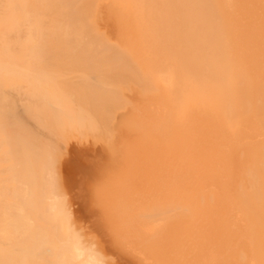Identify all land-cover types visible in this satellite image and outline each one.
Masks as SVG:
<instances>
[{"label": "bare ground", "instance_id": "1", "mask_svg": "<svg viewBox=\"0 0 264 264\" xmlns=\"http://www.w3.org/2000/svg\"><path fill=\"white\" fill-rule=\"evenodd\" d=\"M51 47L52 48H61L62 50H53ZM88 48L97 49L98 54L95 57H93L95 55L94 53L96 52V50L94 49L95 52L94 51L90 52L91 50H89ZM78 49H84V51L88 50L87 54H89V52H90V54L92 55V57L94 59V62L92 63V67H91V65L89 67H83L84 64H85V66L88 65V64H86L87 62L90 64V61L87 60L86 56H85L86 59L84 61L85 63H83L84 57L82 55H79V53H78V55L75 54L76 57L80 58V60H79L80 64L78 63L77 59H75L76 60V62H75V60H73L70 55L68 56L69 51L72 52V54H74L75 51H76V53H77V51H79ZM124 49H126V50L129 49L132 51L134 50L135 52H139L140 54H142L141 60L143 61V63L148 64L150 67H153V70L155 69L154 63H156L158 65V68H159V71L157 70L158 73H157L156 77L154 74L153 75L151 74L150 69H147V67H145V69H147V72H146L145 70H143L144 64L142 67L141 66L142 62L141 63L139 62V61H141L138 58V57H140V55H138V53H137V57H134L136 53L134 51H133L134 53L131 52L132 55L134 54L133 57L135 58V60L138 58L137 61L139 63H137V64H140V67L137 68L138 65L133 63V64H135V66H134V65H132V62H131V65L127 64V71H128V69H129V71H131V67L132 68L136 67L138 69V72H139V69L141 70V68H142L141 72H142V76L145 73V75H144V76H146V78L144 77L145 80L147 79V76H149L150 79H151V77H154L153 83L155 84V86L153 87V85H149V83L152 84V82H151L152 80L150 81V79H147L149 81L146 80V81H144V83H142L143 79H141L140 75L137 76L139 74V73H137V71L135 73L136 78H135V76H132V73H131V78L134 77L136 80V83L139 82L138 84L141 85V83H142V85H143V86H139L134 82L136 87L139 86V88L142 89V87H144V84H146L148 82L147 84L150 87L152 86L151 89L154 88L156 90L157 102L153 106H155L157 109L158 120L156 121L157 122L156 127H158V129H156L157 131L155 130L156 131L155 135L154 134L151 135L152 138H154V136H156V138H157V142L155 143L154 147H152L153 149H149L147 147L142 148L141 159H142L143 165L141 166V171L143 174V178H142L143 181H141V182H143L142 183L143 189H142V191H139L140 194H139L137 200H135V201L133 199L134 196H131L133 193L130 194V196L132 198L130 200H129V198H127L128 201L124 202L125 205L122 207L123 209L120 210L121 221L124 225L123 226L124 227V229H123L124 235H122V237H118L121 234H119V235L116 234V236H114V239L112 237L111 240H105V242H102V241H99L100 240L99 237L97 238V236H96L97 234L94 233L93 235H95L96 238L94 236L92 239L91 236H93V235L89 236V234L84 233V235H86V236L88 235L87 238L91 237L90 240L92 239L93 242L95 239H96V241L98 240L97 241L98 243L101 242L100 243L101 245H99L95 241L94 245H93V246H95V248L90 246V244H92L93 242L90 243L91 241H88L90 244L88 242H84L85 236L83 238V237H81V236H83V234L82 235L79 234L81 232V230H79L80 232L77 233L76 229L74 228L73 224H75L76 222L74 221L75 223H73V219H75V218L69 219L71 216L69 217L68 212L66 210H62V208L60 210L56 207L57 201H55L56 199L54 200V198L56 196L54 198H52L53 195H51L50 192H48L49 194H47L46 187H45V191H44V188H42V186H41V189L39 187L37 188V189H40L41 191L36 190L37 185L38 186H39V184L42 185L44 182H40L42 180L40 178H38L41 176V174H40V176H38V174L36 175V173H35V172H39V171H34L35 177H33L34 174H32L33 176L31 175V178H29L30 177L29 173H31L32 171L29 170L28 167H31L32 165L35 166L36 163H39L40 161H42V159H40V156L43 158L44 155L42 156L41 153H44L45 150L50 152V150H52V149H50V147L48 145V144H50V143H48L49 142L48 140H45V141H47L48 144L44 143L47 146L46 149H45V146L42 144L41 139H40L41 144L37 143V142H39V141L36 142L37 136L35 138H32V139H34L33 141H34L35 145L33 144L32 141L27 142V140H26L27 143L25 142L26 144L24 142L21 143L19 141L17 142V145L12 144L14 142L16 144V141H14V140L18 139V138L16 139L14 137L15 139L13 140V138H12L15 134V133H13V131L15 132V130L17 129L16 127L18 126L16 123H19V121H21L20 120L21 116H23V113L20 114L21 116H19V114H17V112L19 111L18 108H20L21 106L19 107V105H18V107H17V105H15L16 104L15 103L14 104V106H16L15 110H14L16 113L15 116L18 115L20 118L17 116L18 117V118L16 117L17 122L15 124L13 122V124L15 126L17 125L15 127L16 128L15 130H13V128H14L13 127L12 131H10V133L6 132V131H5L6 133L4 132L5 135L7 133L11 135V132H12V135H13V136L11 135L12 137L7 134V136L12 138V141L10 138V141L9 142L7 141L8 142V144H7V142H5V140H7L6 136L4 137L5 140H4V138H3V141H2V139H0L1 140L0 143L5 142L4 144L1 143L2 146L4 147V148L2 147L1 153L4 152L3 149H5L7 146L10 147V148L7 147V149H5L6 152L4 153V155H1V156H3V158L1 157V159L6 160V158H8V156H6V155L10 154V156L12 157V160H13L12 155H14L15 153L20 152V151L22 152L24 150H28V153H26V151H24L25 153L20 152L21 154L20 153L15 154L16 156L14 155L15 158H14L13 163H10L11 161H6V163L4 164V167L5 166L8 167L5 169L6 172L2 170L4 168V167H2L3 164L0 167V169H1L0 171H3L2 173L0 172V174H2V176H3V174L6 173L5 175H7V176L6 177L4 176V177H5V179H8L7 184L5 183L6 185L4 183H2L3 181L0 182V185L2 183V186L0 187V259L2 258V261H0V264H44L45 261L48 262L47 258L49 259V256H50V260H49L50 263L49 264H51V263L52 264H264V233L262 234V232L260 231L261 233L260 232L259 233L261 235H259L258 232L256 234V230H257L256 227L258 225L260 226L261 224H258L257 222H255L256 219H255L254 215L252 214V213H254L256 215L255 211L252 208L255 205L256 195L258 196V194H260L259 193L260 189L258 191V188H256L257 187L256 184H258L257 182L259 181L258 180L259 176H257L255 174V172H256L255 170H257L256 168L260 167L258 165L259 160L257 162L258 167H255V170H254V166H255L256 162L254 163V160H252V163H251L252 166L251 167H253L252 168L253 174L248 173V178H247L248 182H249L248 185L245 186L244 179H242L243 184H241L239 181V178H240L239 177V171L241 170V172H242L243 164L245 165V162H247L248 159L250 158L249 153H251L252 150H254V151L256 150V152L259 153L260 149H258V148L254 149L253 148L256 142H257L256 143L257 145L259 144V140L255 139L257 141H255V140L253 141V139L255 137H260L262 140V144L264 143V141L262 139V138H264V137H262L264 135H261V132L264 130V129L262 130V127H261V125H262L261 123L264 124V115L262 117V114H261V116H259V118H258V116H256L257 112H260V109L262 112L264 110V106H262V104L264 103V0H0V82H2V81H3V83H4V81L5 82H7V81L8 82L9 81L18 82L19 81L18 78L21 77L20 73L21 74L23 73V75H24L22 78L23 80L20 78V81H23V82L25 81V83H26V80L24 79V77H26L27 81L29 83V81H30L29 76H30V79L33 82H35L36 85L37 84L39 85V82H44L43 84H46L47 83L46 82L47 81V78H46L47 74L44 73L45 70H43V68L41 69L42 65L39 64V65H41L40 66L41 70H38L39 69L38 67L30 65L29 60H31V62L33 60V64H34V62L36 60L42 61V60L46 59V57L51 58V56H53V55H54V57H53L54 60H56L57 54H55V53L56 52L59 53L61 51V54H60L61 55V57H60L61 61H67V59H68L69 64L71 61H73V64L75 63L77 65L76 67L78 70L80 69L79 66H81V69H82V67L85 68V70L87 68V70L86 71L84 70V72L88 71L86 73V75H88L89 72H90V74L92 73V75H91L92 77L89 75L91 77V79L90 78L88 79L89 76L88 77L85 76L86 77V80H85L83 73L80 74L79 72H78V74H75V76H71L73 71L76 72L77 69H76V67L74 68V65H72V63H71L72 67H71V69L69 68L71 71L69 69L67 70L66 67H67V65L69 66V64L67 63L68 61L66 63H62V62L60 63V61H59V63H60L59 65L60 66L62 65L61 67H63L64 64H66V67L63 70H61L62 71L61 73H58V71L61 69V68L60 69L58 68L59 70L57 71L56 75H59V74L62 75L64 72H68V74H70L71 77L67 76L66 73H64L63 75L70 77V79L72 77H73L72 79H74L75 77H79V75H83V76H80L81 79L77 78V79H79L78 81H80L79 83H81V84L83 83V85H84V83L87 82L86 86H88V87L90 86L89 88L92 90H94L96 88L95 91H98L97 87H99V85H100L99 82H101L104 79V81L101 83L105 84L104 85V87L106 86L105 89L107 88V86H110L109 87L110 89L107 88V89H109V93H112V90L114 92V90L116 88V86L114 85L115 84L114 82L117 81L118 83L116 82V85H118L117 86L118 89H116V91L114 92V96H115V93L118 95L115 97L116 100L115 101L113 100V101L116 102L118 105H120L119 107L122 108L121 103H122V101H124V94H123L124 91L122 90L123 89L122 87H124L123 85L126 86V89H130L127 91H130L131 93H133V91L131 90V87H130L131 85H129V82H125L126 84H123V85L121 84L123 82L120 81L119 76H121L122 72L118 75L119 80L118 79L115 80L113 78L115 73L110 74V71H109V73H108L109 76L113 75V76H111V79L110 78L109 79L112 80V78H113V80H115V81L112 80L113 83L111 81L109 83L108 78L106 76L102 75L104 72H102L100 74V76L102 75L103 79H101V77H100V80H99L97 78V75H95V72L93 73V71L94 70L96 71L98 69V66L100 69H101V66H102V68L103 67L105 68L107 63H108L107 65H108L109 69L112 70V68H114L113 71H115L116 73H117L116 69H118L120 67H121L120 70L123 71V69L125 68V64L128 63L129 60H127L126 58L125 59L123 58L125 61L124 68H123V66L121 64L122 62H120V63L116 62L117 59H118V61H120V60L122 61V58L119 59L118 56L115 55V52L112 53V57H113V59H115V61H113V60L111 61L112 57L110 58V56H111V50L112 51L118 50L117 53L120 55L119 52L122 51V53H123ZM103 50H106V52H107V50H110V52L106 53V54H108V53H110V54H108L107 56H105L106 54L104 55V52H102L100 54V52ZM49 52H51V54ZM64 52H67V53H64ZM47 53H49V54H47ZM63 53H64V55H63ZM126 53L128 54V59H129V56H130V58H132V55H130V53L127 51L123 53L124 57H126L125 56ZM99 54L101 55V58H99V60H98ZM102 54L104 56H102ZM55 55H56V57H55ZM63 56H64V58H62ZM75 56H74V58H76ZM80 56H82L83 58ZM70 57H71V60H70ZM104 57H106L105 60H103ZM64 59H66V60H64ZM107 59H109L111 63L108 62ZM17 60H19V61L17 62ZM21 60L23 61V65H21V63H22ZM54 60L52 59L53 63H51V60H50V64H51L50 66L51 67L53 65L55 66V67H53L55 70L52 69V71H56V68H57L56 66H58V59H57V65H56V61H54ZM100 60L102 61V63L104 65L101 64ZM27 61L29 64H27ZM97 61H99V62H97ZM104 61H107L106 64L104 63ZM113 62H115L116 65H118V64H120V65L115 66V64ZM12 63L14 65H17V67L13 66ZM19 63H20V65L18 67ZM112 63L114 65H112ZM36 64H34V65H36ZM93 64H95L96 67L93 66ZM100 64H101V66H100ZM151 64L153 66H151ZM110 66H111V68H110ZM36 68H38V69H36ZM107 68H105L106 73L108 72ZM74 69H76V70H74ZM89 69H90V71H89ZM100 69H98V71L96 73H99ZM105 69H103V70L105 71ZM125 70H126V68H125ZM135 70H136L135 68L132 69V71H135ZM148 70H149V72H148ZM153 70H152V73H153ZM42 71L44 74L42 73ZM143 71H144V73H143ZM100 72H101V70H100ZM26 73L29 74V75L27 74L28 77L26 76ZM106 73H104V75ZM124 76L125 75L122 74L121 77L124 78L126 81L131 80V79L127 78L126 76L125 77ZM16 77H18V78H16ZM52 77L54 78V75H52ZM95 77L98 80L94 81ZM98 77H99V75H98ZM105 77H106L107 81H105L106 80ZM137 77L139 78L138 82H137ZM60 78H63V77H60ZM16 79H17V81H16ZM64 79H66V78H63V80ZM82 80H83V82H82ZM32 81L30 84L33 83ZM75 81H77V80H75ZM91 81H93V83ZM28 83L26 84V86L24 85L25 86L24 89L19 90V95L23 93L22 96L23 95L24 96H30V94H32L33 90L30 86H27V85H29ZM70 83H73V85H74V80L72 82L70 80ZM75 83H78V82H75ZM96 83L99 84V85H97V87L95 86ZM127 83H128V85H127ZM64 84L68 85V80H67V82L64 81ZM78 84H77V86H78L77 89H80L81 92H79V93L83 94L82 89H81L82 87ZM103 84H102V88H103ZM108 84H110V85H108ZM119 84H120V86H119ZM17 85H15V87ZM33 85L34 84H32L31 86L34 89ZM91 85H93V86H91ZM146 85H145V87H146ZM56 86H57V84H56ZM127 86H128V88H127ZM21 87L23 88V85H21ZM29 87H30V89H29ZM68 87H70V86H68ZM88 87H86V88H88ZM91 87H94V88H91ZM112 87H113V89H112ZM120 87L122 89L120 91H118L120 89ZM132 87L134 88L133 85H132ZM18 88H20V87H18ZM99 88H101V87H99ZM60 89H62V88H60ZM11 90H13V89L11 88ZM36 90L38 92L37 87H36ZM136 90L137 89H135L134 93L137 92ZM46 91H48V90H46ZM62 91H63V89H62ZM117 91L119 93L122 92V94H123L122 95L123 100L121 99L122 101L118 100L119 98H122V96L120 95L121 93L119 94ZM75 92H76V89H75ZM103 92L105 93V91H103ZM130 92H128V93H130ZM6 93L9 94V91L5 90V93H3L4 96L0 95V97L3 96L2 97L3 100H1L2 99L1 98L0 102L3 101V103H4V104L3 103L0 104V110L3 109L4 107L7 108L9 106V103H10L8 100H6L7 106H5V104H6L5 99L6 98H4V97H7L11 101L12 100L11 98H13L15 96V95H11L13 97H11L10 95L7 96V95H5ZM15 93H17V92H15ZM107 93H108V90H107ZM147 93H146V95H148ZM11 94H14V93H11ZM63 94L66 95V92H64ZM86 94H88V93H86ZM86 94H85V96H86ZM101 94L102 93H100V96L103 95V94L102 95ZM36 95L37 94H35V96ZM106 95H108V94H106ZM141 95H139V96H141ZM133 96H134V94H133ZM109 97L106 96L105 98L112 100L111 97L110 98ZM130 97H132V96H130ZM130 97L126 96L125 102L127 101V103H124V102L123 103L127 107L130 104L131 109H132V107H134V105H131L132 103H130V101L127 100L128 98L133 99ZM144 97H146V96L144 95ZM16 98H18V97L16 96ZM38 98H39V96H38ZM60 98H61V96H60ZM34 99H35V97H34ZM37 99H36V101H39V99L38 100ZM110 100H107L106 102H111ZM261 100H262V104L259 103ZM134 101H135V99H134ZM144 101H145V99H143V103L145 104ZM20 102H21V100L19 99L18 103H20ZM27 102L28 101H26V103ZM128 102H129V104H128ZM140 102H141V100H140ZM33 103H34V101H33ZM151 103H152V101H151ZM258 103H259V105L260 104L261 105L259 106ZM31 104L32 103H30V105ZM133 104H135V103H133ZM36 105L34 106L33 109L36 108ZM11 106H12V104H11ZM105 106H107V105H105ZM137 106H138V104H137ZM30 107H32V105ZM54 107L52 106L50 108L55 109ZM46 108H48V107H46ZM96 108L98 109V107H96ZM121 108H120V110H121ZM258 108H260V109H258ZM262 108H263V110H262ZM9 109L12 110V108H10V106H9L8 110ZM16 109L18 110L17 112H16ZM36 109L40 110L38 107ZM134 109H135V107L132 110H134ZM141 109H142V107H141ZM150 109H151L150 105H146L145 111L147 112ZM47 110L49 111L51 109H47ZM94 110L95 109H93V111ZM108 110H110V111H108ZM120 110L117 108L115 110V112L113 111V109H112V111H111V109H107L106 111L108 112V115L110 114V112L115 113V115H114L115 117H113V120H114V118L118 117V115L116 117V112L119 113ZM137 110L139 111L138 108H137ZM28 111H30V110L28 109ZM54 112H57V111L55 110ZM129 112H128V114H126L127 113V111H126V113H125L126 116H124V119L127 121V119L130 117L132 119L131 122H133V119L136 118L137 116L131 117L132 113H134V112L131 111L130 112L131 115H129L130 114ZM150 112H152V111H150ZM208 112H210L211 114H209ZM226 112L228 114H229V112L232 114L234 112H237V113L239 112V113H241L240 114L241 116L244 112L245 113V116L243 115L244 119L243 120L241 119L243 124H244V126H242L243 124L241 125V127H243V128L239 129V126H240L239 125L240 118L238 115L239 113L238 114L235 113L236 115L233 114L231 116L232 118L230 117L228 122L224 123L225 128H223L224 126L222 127L223 132L219 134V132H221V129L219 130V132H218L219 135H217V136H219V141H217V139L215 140L219 143L215 142L217 144L211 145L209 142L210 145H208V142L204 140V134L207 135L206 133H208L207 132L208 130H206L207 129L206 126L211 124V122L209 124H207L208 123L207 122L208 117L210 116V119L212 118L211 120L208 119L209 121H212V120L214 121V123H212V125L215 124L214 127L216 126L219 129V127L222 126V123H220V121H222L223 119H225V121L223 120L224 122L227 121V119L225 117V116H227V114H225ZM92 113L94 114V112H92ZM5 114H6V112H5ZM40 114L44 115L45 113H43V114L40 113ZM52 114H53V112L51 113V115L49 114L50 117L48 116L49 117L48 119H50V121H52L51 120V117L53 116ZM104 114L105 113H103V115ZM134 114H136V113H134ZM138 114H140V113H138ZM208 114H209V116H208ZM0 115H1V112H0ZM9 115H10V113H9ZM54 115H55V113H54ZM105 115H107V114H105ZM105 115H104V118L106 117L109 119V117L112 114H110L109 117H107ZM128 115H129V117H127ZM2 116L4 117V119H6L5 117L7 115L6 116L2 115ZM121 116H122V113H121ZM143 116H145V115L143 114ZM148 116L151 117L152 115L150 116L148 114ZM3 117H1V118H3ZM9 117H7L8 122H10V120H11V117L10 118ZM228 117H229V115L227 116V118ZM53 118H56V117H53ZM100 118H102V117H100ZM104 118L102 119L103 121L100 119L102 122V123L101 122L100 123L103 125H107V124L103 123L105 121ZM237 118H239V120ZM30 119L31 118H29V120ZM117 119H119V121H120V118H117ZM117 119H115L113 121V123H111V124L115 123V125H111V124H109L110 126L108 125L109 128L113 129L112 128L113 126L114 127L120 126L119 128H122L121 127L123 125L122 122L124 121L123 123H125L126 121L122 118L123 121L118 122V121H116ZM26 120H28V119L26 118L25 121ZM149 120L147 119L146 121H149ZM236 120H238V122H236ZM244 120H245V123H244ZM1 121L2 120H0V125L1 124L4 125L5 123L4 122L1 123ZM137 121L140 123L141 120L137 119ZM11 122H12V120H11ZM11 122L9 123L10 125H12ZM117 122L119 123V125ZM128 122L130 123V121H127L126 125L129 124ZM29 123L27 122V126H29L32 122L30 124ZM59 123H62V122H59ZM59 123L57 122V124L59 125L58 128L61 126ZM116 123H117V125H116ZM21 124H23V123H21ZM133 124L134 123H132V125ZM10 125H9V127H11ZM32 125H34V123ZM32 125H31V127H32ZM140 125H141V123H140ZM143 125H145V123ZM148 125H147V127H148ZM151 125H152V122H151ZM7 126L8 125L6 124L5 126H3V127L1 126V127L7 129ZM84 126H86V125H84ZM129 126H131V125L129 124ZM34 127H32V128H34ZM62 127H64V126H61L60 128L63 129ZM135 127L137 128V126H135ZM140 127H141L140 129L143 130V132H144L143 128H145V126H140ZM214 127H211L210 129L213 128V130H214ZM109 128L107 127V129H109ZM35 129H36V127H35ZM61 129H60V131H61ZM111 129H109V130L112 131ZM116 129H117V127H116ZM226 129L229 130V132H227L228 135L231 134L230 131L234 134L233 137H229V139L232 140V142H230V144H227L229 139L226 140L227 137L224 135L226 133V131H225ZM36 130L34 131L33 134H35ZM205 130H206V132H205ZM238 130H239V134L245 133L244 134L245 137L243 136L245 138V140L249 139V138H251V139L253 138L252 140L251 139H249V140H251L252 144L254 143V145L252 146L250 142H248V146L246 144H245V146H241V143H237V142H241V139L242 140L244 139L242 137L240 139V141H238V139H239V136L237 135ZM7 131H8V129H7ZM90 131H92V130L90 129L89 132ZM110 131H107V132L110 133ZM113 131H114V129H113ZM113 131L110 134H108L106 132L105 133L108 134L107 136L110 135L111 136L110 138H113L111 135V134H113ZM115 131H117V130H115ZM136 131L139 132L140 130L136 129ZM201 131H202L203 139H200V136H202V135H200ZM215 131H217V130H215ZM224 131H225V133H224ZM259 131H261L260 134H259ZM0 132H1V129H0ZM41 132H43V130ZM62 132H67V129H66V131H62ZM89 132H88V134H86V133L85 134L89 135ZM93 132H92V134L90 133V135L92 137H94L93 135L96 133L95 131H93ZM101 132H104V131L101 130ZM124 132H125V130H124ZM143 132L139 133V134L143 136V134L145 135L147 133V132L146 133H143ZM76 133H77V131H76ZM1 134L3 135V132H1ZM1 134H0V138H2ZM51 134L52 133H50V135ZM139 134H138V136H139ZM47 135H49V134H47ZM52 135H54V134H52ZM64 135H66V134H64ZM64 135H62L64 138H61L62 141H64V143H61V145H60V143L57 144V147L59 148L58 150H60V146H63V148L61 147L62 152H64V149H67L66 148L67 145H66V147H64V144H66V143L70 144V143L66 142V136H64ZM100 135H101V138H102V136L106 137V135H104V133H102ZM115 135H116V132H115ZM134 135H137V134L134 133ZM23 136H24V134H23ZM32 136L34 137V135H32ZM43 136H46L45 133ZM70 136H69V138H70ZM76 136L78 139L79 137L77 134H76ZM91 136H89V137H91ZM118 136H117V139H118ZM142 136H140V137L142 138ZM147 136H148L147 134L144 136V139H146L145 143L147 140L150 141V139H151V137L148 136L150 138L149 139ZM207 136H209V135H207ZM210 136H212V135H210ZM231 136H232V134H231ZM241 136H242V134H241ZM16 137H19V135H17ZM89 137H87V138H89ZM84 138L86 140V136H83V139ZM106 138L109 139V137H106ZM214 138H216V137H214ZM44 139H42V140H44ZM57 139H58V134H57ZM70 139L72 141V137ZM77 139H76V141H77ZM83 139L81 138V140H79V143H80V141L82 143ZM92 139L93 140L91 142L94 141L97 145H98V143L103 142V141H101L102 139H100V138L98 140L95 138H92ZM119 139L117 140V142H119ZM136 139L137 138H135V140ZM233 139H236L237 141H235ZM49 140H50V138H49ZM67 140H69L68 137H67ZM89 140H90V138H89ZM99 140H100V142H99ZM154 140L155 139H153V141ZM245 140L243 141V143L246 142ZM54 142H55L54 140L51 141V143H54ZM117 142H115V143H117ZM20 143L22 145H20ZM76 143H78V141ZM109 143H112V142L109 141ZM125 143H127V142H125ZM1 144H0V146H1ZM6 144H7V146H6ZM85 144H86V142H85ZM118 144H120V143H118ZM118 144H117L116 149L118 148ZM40 145L44 146V147L43 146L41 147L42 149L44 148L43 151H41L42 149L40 148ZM35 147H37L36 149H38V147L40 148V151L37 150V152H40V154L37 153L40 156H36V158H35V154H36ZM91 147H93V146H91ZM112 147H113V144H112ZM127 147H128V143H127ZM96 148H97V150L100 148L101 149V150L99 149L100 152L102 151V149L104 150V148L100 147V144H99V147L96 146ZM96 148L94 149V151L96 150ZM128 148H130V147H128ZM53 149H55V147ZM113 149H112V152H113ZM132 149H133V147H132ZM136 149H137V147H136ZM138 149H139V147H138ZM119 150H120V148H119ZM229 150L233 152L232 156H231V152ZM29 151H30V154H29ZM137 151L138 150H136V152ZM227 151H229L227 155H229V157L231 156L230 160H231V158L233 159V160H231L232 165H233V167H232L233 173L230 170L231 165L227 166V167H230V169L228 168L229 172L232 173L233 175L229 173L230 177H231L230 179H232V181H231V185L228 186V184H227L226 187L231 188V190H232L231 191L232 193H230L228 191L227 192L230 193V196L232 198V203H229V204L232 205L231 207H234L233 209L235 210V215H234L233 220H234V223L236 224V226H233V224H232L233 221L232 222L230 221V223H229L228 220L224 219L226 214H225V216H222L220 214V211L222 212V214L224 212L221 209L219 211L218 206H217V203L219 205V201L221 198V196L219 197V195H221V194H219V192L224 190L223 187L225 188L224 181H223V179H225V178H223L224 175L221 174L224 170H221V168L225 169L226 166L224 165L225 168L220 167V166L223 165V163H224V159L226 157L225 153H227ZM254 151H252V153H254ZM33 152H35V154H32ZM59 152H61V150ZM86 152H88V151H84V155ZM95 152H97V151H95ZM114 152H113V154H114ZM209 152H210V155H208ZM262 152H264V151L261 150V153ZM105 153L107 154V152H105ZM115 153L118 154L117 152H115ZM261 153L259 155V156H261L260 159L262 157H264ZM25 154H28L29 157L34 156L33 157L34 160L37 159V157H39L38 158L39 162H37L35 160L36 163H34V160H32V157H31L32 161H30V162L32 165H30V166L28 165V167H27L28 169L26 168L27 172H29L28 173L29 175H27V173H25V171L23 169H22L23 170L22 171L20 169L21 167L19 168L23 172V174L25 173L28 176L27 177L26 175H24L25 176V179H24L23 176H19L16 173L18 171L17 168L19 166V164H16V163L22 158L21 160H23V161L22 162L19 161V163H21V165H22V163L24 162V158L27 157V159L26 158L25 159L27 160L28 164H30L29 163L30 158H28V155L25 156ZM47 154H48V152H47ZM54 155H57V154H54ZM93 155H94V153H93ZM125 155H127V154H125ZM10 156H9V159H10ZM80 156H81V154H80ZM86 156L89 157L88 155H86ZM86 156H85V159H86ZM90 156H92V154ZM254 156H256V155H254ZM44 157L46 158V154ZM49 157L50 156H48V158ZM107 157L105 155V158H107ZM121 157H123V156H121ZM257 157H258V155H257ZM54 158H56L57 161L60 160L58 158V155L55 157L53 156V159ZM108 158L110 160V157H108ZM113 158H112V160H113ZM50 159H51V157L49 158V160ZM121 159L122 158H120L119 160L121 161ZM43 160H45V159H43ZM91 160L92 159H90V163H88L87 165H90L94 162V160H93V162ZM105 160H103V161L100 160L101 161L100 163L103 164ZM109 160L107 159V161H109ZM47 161L45 163L43 162V164H44L43 166L48 168V167H50L49 163L52 161V159L48 162ZM78 161H79V159H78ZM227 161L228 160L226 159V164H227ZM231 161L229 162L230 164H231ZM27 162L25 161L23 163L24 166H25V163L27 164ZM58 162H57V164H58ZM73 162H77V160L76 161L73 160ZM95 162H97V161H95ZM111 162L112 161H109V163H111ZM113 162H115V160H113ZM128 162H130V160H128ZM261 162L263 164L262 160H261ZM60 163H61V160H60ZM125 163L126 162L124 161V165H125ZM6 164H8V166ZM12 164L14 166L16 165L17 168L11 166ZM82 164H83V162L80 163V161H79V165H80L79 167H81ZM85 164H84L83 170H85V166H87ZM36 165H38L37 167L39 168V164H36ZM51 165H52V163H51ZM140 165H141V163H140ZM102 166L103 165H101V168H102ZM113 166H114V163H113ZM115 166H117V165H115ZM22 167H23V165H22ZM55 167L58 168L59 165H58V167L55 165ZM93 167L95 169L94 164H93L92 168L89 169L90 173L92 172ZM245 167H246V165H245ZM251 167H249V170ZM263 167L264 166H261V168H263ZM15 168H16V170H15ZM101 168H99V169H101ZM106 168H108V167H106ZM119 168L120 167H118V170H119ZM128 168H130V167H128ZM128 168H127V170H128ZM41 169L43 170L42 167H41ZM136 169H137V167H136ZM136 169L133 168V173H134V170H136ZM33 170H35V167L33 168ZM59 170H60V167L57 171H59ZM79 170H81V169H79ZM43 171L40 170V173ZM107 171H108V169H107ZM109 171H110V168H109ZM123 171H125V170H123ZM258 171H260V170H258ZM261 171H262V169H261ZM119 172H121V169L119 170ZM227 173H228V171H227ZM262 173H264V170L262 171ZM262 173H260V174H262ZM85 174H86V172H85ZM113 174H114V171H113ZM130 175H132V173ZM130 175H128V176H130ZM138 175H136V177ZM84 176L85 175H83V177ZM140 176H142V175H140ZM46 177L47 178L44 177L46 179V180L44 179L46 181L45 183L49 184L52 179H51V177L48 178V175ZM59 177L60 178L62 177L61 173H60ZM110 177H112V175ZM119 177H120V175H119ZM125 177H126V175H125ZM260 177H262V175ZM36 178L38 180H36ZM103 178L104 179L101 182L104 185L103 181L105 180V184L107 185V186L104 185L105 191H103V192H106V191H109L107 188L111 189L109 187V185H112L113 183H115L114 182L115 180L112 181V179L111 180L107 179V178H109L108 176L106 177V179H105V177H103ZM227 178H229V177H227ZM34 180L36 181V183H37V181H39L40 183L36 184V186H35ZM60 180H61L60 183L62 185L63 184L62 178ZM60 180H58V184H59ZM72 180H70V181H72ZM82 180L85 181V179H82ZM89 180H92V179H89ZM134 180H135V178H134ZM138 180H139V176H138ZM226 180H228V179H226ZM226 180H225V183H227ZM75 181H76V179L73 181V183ZM106 181L107 182L110 181V182L107 183ZM120 181L121 180H119V183H121ZM77 183H78V181H77ZM77 183H76V185H77ZM109 183H112V184H109ZM123 183H125V182L123 181ZM261 183H263V182H261ZM87 184H89V183H87ZM87 184L85 182L86 189L88 188ZM128 184H129V182H128ZM44 185H43V187H44ZM73 185H71V186L73 187ZM103 185H102V187H103ZM122 185L124 186V184H122ZM50 186L52 187V185H50ZM90 186L92 187V185H90ZM90 186H89V188H90ZM97 186H99V185L97 184L95 186V190L96 191L98 190L97 192L100 193L99 191H101L100 190L101 187L98 188ZM112 186H114V184ZM115 186H118V185L115 183ZM130 186H132V185H130ZM263 186L264 185H262V187ZM72 187H70V188H72ZM132 187L134 188V184ZM139 187H140V185H139ZM262 187H261V189H262ZM64 188H66V186H64ZM64 188H61V189L63 190ZM93 188H94V185H93ZM127 188H129V186ZM92 190L90 192H92ZM119 190L117 192H119ZM58 191L57 192H58V194L60 193L59 197L61 199L68 197L67 192H64L67 195L64 194V196H63V195H61L62 191H60V189H58ZM64 191H68V190H64ZM78 192H80V191H78ZM103 192H101L100 194H102ZM110 192H112V190ZM223 192H225V191H223ZM37 193H39V194H37ZM62 194H63V192H62ZM103 194L105 195V193H103ZM103 194H102V196H104ZM136 194H137V192H136ZM262 194H264V193L262 192ZM262 194H260V195L262 196ZM89 195L90 194H88V196ZM61 196H63V197H61ZM90 196H92V195H90ZM102 196L100 198H102ZM106 196L109 197V195H106ZM106 196H105V198L107 199ZM240 196H243V198H245V201H246V206L241 205V206H244L242 208H241L240 203H239V197ZM2 197H5V199ZM263 197H264V195H263ZM88 198H90V197H88ZM100 198H99V201L101 200ZM110 198H112V197H110ZM120 198H122L121 195L119 196V199ZM243 198H242V200H243ZM61 199L58 200V201H60V203L64 204V202H66V206L67 205H68V207H69V205H70V207L72 206L73 203L67 204L68 198L64 199L63 202H61L62 201ZM92 199H94V198H92ZM96 199H98V198H96ZM127 199H125V200H127ZM70 201H72V200L70 199ZM80 201H83V200H80ZM95 201H93V203ZM102 201H103V199H102ZM108 201H109L108 199L107 200L104 199V202H100V203H105V204L107 203L108 204ZM223 201H226V198ZM229 201L230 200H228V202ZM110 202H111V200H110ZM121 202H123V199ZM39 203H41V204H39ZM224 203H226V205L228 206L227 201ZM260 203H258V207H256V208L260 207L259 206ZM42 204L44 207L42 206ZM89 204H91V203H89ZM36 205L43 207V208L41 207L42 210H40L38 213L36 211L39 210V207ZM74 205H75V202H74ZM83 205L81 207L85 206V205L84 206ZM97 205H100V208H102L104 206L101 204H97ZM113 205H115V204H113ZM77 206H78V204H77ZM227 206L222 207V208L223 209L227 208ZM36 207H38V208H36ZM107 207H104L105 213H104V210H102L103 214H107L109 216L108 220L113 222L114 220H116V217H114V218H112V217H113V215L117 216V214H116L117 209L115 211H110L109 209L112 208L111 205H110V208H107ZM114 207L116 208V206H114ZM114 207L112 208L113 210H114ZM210 207L212 208V213H214V215H215V219H214V215L210 211ZM246 207H247V209H243ZM248 207H250V208H248ZM97 208H98V206H97ZM154 208H155V210L157 208L163 209V212H165V214L163 213L164 215L163 214H162V216L159 215V217L153 216L151 214V211L152 210L154 211ZM35 209H36V211H34ZM158 209H157V213L159 211L162 213V211L158 210ZM164 209H165V211H164ZM249 209H252L253 211L251 212V211H249ZM88 210L89 209H87V211ZM96 211H98V210H96ZM247 211L251 212L250 214H252V222H255V223H250L251 219L249 217V219H247V220H249L250 222L247 221L246 225H248V223L250 225L245 226V227H248L249 230H247V231L244 230L245 231L244 232V231H242L243 229H241V230H239V229L241 228L242 222L244 220H246L245 218H246V212ZM257 211H256L257 215L259 213L258 217H261L260 213H262L263 211L262 210H260V212H259V210H257ZM40 212H41V214H39ZM99 212L100 211H98L97 213L99 214ZM154 212H152V213H154ZM225 212H226V209H225ZM35 213H37V215L39 214V217L36 216L37 218L36 217L34 218V216L36 215ZM32 214H35V215H32ZM81 215H83V214H81ZM262 215L264 216V213H262ZM40 216H42V219L40 218ZM98 216H100V214ZM103 216H105V215H103ZM103 216L101 214V217H103ZM227 216H229V215H227ZM230 216H231V214H230ZM101 217H100V221H98L99 220L98 218H96L97 221H95V222H93V220H92L91 226H97L100 229L101 228L100 222L102 220ZM92 218H94V216ZM261 218H263V217H261ZM261 218H259L260 222H261V220H260ZM80 219H82V217ZM262 221H264V219ZM244 222H246V221H244ZM256 223L258 224L257 226H255ZM237 226H239L240 228ZM79 227H81L80 224H79ZM263 227H264V225L261 226V228H262L261 230H264ZM105 228H107V227L105 226ZM87 229H91L90 226ZM51 231L53 233V238L51 236ZM120 231H122V230H120ZM249 233H250V235H249L250 238L248 239L247 237H248ZM100 234L102 235V236L101 235L100 236L102 238H104L102 232H100ZM242 235L246 236V238H242L243 237ZM240 236H242V237H240ZM224 238L227 240H224ZM96 245H97V248L98 247L100 248V246H103V249L102 248L97 249ZM106 255L110 256V261H109V257H107ZM53 256H57L59 258L57 260L52 261ZM41 262H43V263H41Z\"/></svg>", "mask_w": 264, "mask_h": 264}, {"label": "rangeland", "instance_id": "2", "mask_svg": "<svg viewBox=\"0 0 264 264\" xmlns=\"http://www.w3.org/2000/svg\"><path fill=\"white\" fill-rule=\"evenodd\" d=\"M52 48V47H51ZM50 48V49H51ZM53 50H62L61 48H52ZM89 50H91L90 52H92V51H94L95 52V50H96V52L94 53L95 55L93 56V57H95L97 54H98V51H97V49H95V48H88ZM95 49V50H94ZM79 51H77V53H76V51H75V53L74 54H72V52H70L69 51V53H68V56L70 55L71 57H72V59L73 60H75V59H77V61H78V63H79V60H80V58L79 57H76L75 56V54H77L78 55V53H79V55H82L83 57H84V60H83V63H85L84 61H85V59L87 58V60H89L90 61V64L87 62L86 64H88V65H86L85 66V64L83 65V67H89L90 65H91V67H92V63L94 62V59H93V57H92V55L90 54V52H89V54H87L88 52V50H85L84 51V49H78ZM85 53H84V52ZM121 51V50H120ZM129 52L130 53V55H132L131 54V52H133L132 50H129V49H124V52ZM74 52V51H73ZM102 52H104V55L107 53V52H110V50H107V52H106V50H103V51H101L100 52V54L102 53ZM115 52V55L116 56H118V58L120 59V58H122V61L120 60V61H118V59L116 60V62H122L121 64H122V66H123V68H124V63H125V61H124V59L126 58L127 60H129V62L128 63H126L125 64V68H126V70H125V68L123 69V71L122 70H120L121 69V67L120 68H118V69H116V71H117V73L115 72V71H113V69L114 68H112V70L111 69H109V67H108V63L106 64V62L107 61H104V63L106 64V67L105 68H107V73H106V69L103 67L102 68V66H101V64L102 65H104L103 63H102V61H101V64H100V66H101V69L99 68V66H98V69H100L101 70V72H100V70H99V73H96L97 71H98V69L95 71H93V73L95 72V75H97V78L100 80V77H101V79H103L102 78V75L103 76H106L107 78H108V80H109V83H110V81L112 82V80H113V78L116 80V79H118V75L122 72V74H124L127 78H129V79H131L130 81H126L124 78H122L121 76H122V74H121V76H119V79H120V81H122L123 83H121L122 85L123 84H126L125 82H129V85H131L130 87H131V90L133 91V93H131L130 91H127V90H130V89H126V86L125 85H123L124 87H120V89L118 90V91H120L121 89L124 91L123 92V94H124V101H122L123 100V94H122V92H118L121 96H122V98H119L118 100H120V101H122V103H121V106H122V108L121 107H119L120 105H118L116 102H114L116 99H115V97L118 95V94H116L115 93V96H114V92L116 91V89H118V85H116V82H114L115 84V86H116V88H115V90H114V92H113V90H112V93H109V87L110 86H107V88H109V89H105V87H104V85L105 84H103V83H101V82H103L104 81V79L101 81V82H99V84L98 83H96L95 84V86L97 87V85H99V87H101V88H99V87H97L98 89V91H95V89L94 90H92V89H90L88 86H86V84H87V82L86 83H84V85H83V83L81 84V83H79L80 81H78L79 79H81L80 78V76H83L84 75V78H85V80H86V77L85 76H91L92 75V73L90 74V72H89V74L88 75H86V73L88 72H84V70H85V68H83L82 67V69H81V66H79L80 67V69L78 70L77 69V65L74 63L73 64V61H71L70 62V64H69V61H68V59H67V61H61V51L58 53V52H56L55 54H57V58H56V60H54V55L53 56H51V58L54 60V61H56V65H57V59H58V66H56L57 68H56V71H52V69H54L53 67H55L54 65L51 67L50 65V60H51V63H53V61H52V59L50 58V57H46V59H44V60H42V61H35L34 62V64H36V65H34L33 64V60H32V62H31V60H29L30 61V65H33V66H36V67H38V68H36V69H38V70H41L42 68H43V70H45V74H47L46 75V78H47V83L46 84H43L44 82H39V85L37 84H35V82H33L31 79H30V76H29V83H28V81H27V78L26 77H24V79L26 80V83H25V81L23 82V81H20V78L22 79L23 78V73L21 74L20 73V75H21V77L20 78H18V77H16V78H18V82H15V81H7V82H5L4 81V83H3V81L2 82H0V95H3V93H5V90H7V91H9V94H5V95H7V96H11V95H15L14 97L13 96H11V97H13V98H11L12 100L10 101V99H8L7 97H4V98H6L5 99V101L6 100H8L11 104H12V106H11V104L9 103V106H10V108H12V110H8V108H9V106L7 107V108H3V109H1L0 110V112H1V115H0V120H2L1 121V123H5L4 125L3 124H1L0 125V127L2 126H5L6 124L8 125L7 126V129H8V131H7V129H5V128H0L1 129V132H3V135L1 134V132H0V134L2 135L1 137L2 138H0V139H2V141H3V138L6 136V139L7 140H5V138H4V140H5V142H9L10 141V138L13 136L12 135V132H11V135L10 134H8L9 136H11V137H9V136H7V134L5 135L4 134V132L6 131V132H9L10 133V131H12V128H13V130H15L16 128V130H15V132L13 131V133H15L14 134V136L12 137L13 138V140L16 138H18L17 140H14V141H16V144H15V142L14 143H12V144H14V145H17V142L19 141V142H26V140H27V142L29 141V142H33V144L35 145V143H34V139H32V138H35L36 136V138L38 139H36V142L37 141H39V142H37V143H40L41 144V142H40V139H41V141H42V144L45 146V149H46V144H48V143H50V144H48L49 145V147H50V149H52V150H50V152L49 151H47V150H45V152L44 153H41L42 154V156L44 155L45 156V154H46V158L43 156V158L40 156V155H38L37 153H39L40 154V152H37V150L38 151H40V148L43 146H41L40 145V148L38 147V149H36L37 147H35V149H36V154H35V152H33L32 154H35V158H36V156H40V159H42V161H40L39 162V160H38V158L39 157H37V159H35L37 162H39V163H36V161L33 159V157L34 156H30L29 157V155L28 154H25V156H27L28 155V158H30V160H29V163L30 164H28V162H27V157H25L24 158V162L26 161L27 162V164L25 163V166H24V162L22 163V165H23V167H22V165H21V163H19V161H23V160H19L16 164H19V166H18V168L16 167V165L14 166L13 164L11 165V166H13V167H16L17 168V174L19 175V176H23V178L25 179V176L24 175H26L25 173H27V175H29L30 174V177L29 178H31V175L32 174H34V171H39V172H35L36 173V175L38 174V176H40V174H41V176L40 177H38V178H40L42 181H40V182H44L42 185L41 184H39V186L37 185V187H36V190H40L41 189V186H42V188H44V191H45V187H46V189H47V194H49L48 192H50V194L51 195H53L52 196V198H54L55 196V198H54V200L55 201H57L56 202V207L58 208V209H60L61 210V208H62V210H66L67 212H68V215H69V219H73V218H75V219H73V223H75V224H73V226H74V228L76 229V231H77V233H79L80 231L79 230H81V232L79 233L80 235H82L83 234V236H81V237H83L84 238V236H85V238H84V242H88V241H91L90 243H92L93 241H92V239H93V237L95 236V235H93L94 233L95 234H97L96 236H97V238L99 237V241H102V242H105V240H111L112 239V237H113V239H114V236H116V234L117 235H119V234H121V235H119L118 237H122V235H124L123 233H124V225H123V223H122V221H121V217H120V210H122L123 208V206L125 205V203L124 202H126V201H128V199L127 198H129V200L132 198L131 196H134V201L135 200H137V198H138V196H139V194H140V192L139 191H142V186H143V182H141V181H143V174H142V171H141V166L143 165V163H142V159H141V157H142V148L143 147H147V148H149V149H153L152 147H154V145H155V143L157 142V138H156V136H154V138H152V136L151 135H155L156 134V129H158V127H156L157 126V120H158V115H157V109H156V107L155 106H153V105H155V103L157 102V99H156V90L153 88V89H151V87L149 86V85H153V87L155 86V84L153 83V80H154V77H151V79H150V77L149 76H147V79H150V81L152 82V84L151 83H149V85L147 84H144V87H145V85H146V87L144 88V87H142V89H140L139 88V86H143L142 85V83H144V81H146L145 79H144V77L146 78V76H144L145 75V73H144V71H143V76H142V72H141V70H142V68H141V70L139 69V72H138V69L137 68H139L140 67V64H137V63H141V66L143 67V61L141 60V58H142V54H140L139 52H135L136 54H135V56H134V54L132 55V58H130V56H129V59H128V54L126 53L125 54V56L126 57H124V55H123V53H122V51L121 52H119L120 53V55L117 53L118 52V50H116V51H112L111 50V56H110V58L112 57V53H114ZM133 52V53H134ZM21 53V52H20ZM50 54H51V52H49ZM49 53H47V54H49ZM64 53H67V52H64ZM64 53H63V55H64ZM81 53V54H80ZM117 53V54H116ZM137 53H138V55H140V57H138L141 61H137V59L135 60V58L134 57H137ZM98 55V60H99V58H101V55ZM108 54H110V53H108ZM108 54H106L105 56H107ZM60 55V56H59ZM67 55V54H66ZM103 54H102V56H104ZM123 57H122V56ZM74 56L76 57V58H74ZM82 56H80V57H82ZM85 56H86V58H85ZM100 56V57H99ZM134 56V57H133ZM55 57H56V55H55ZM71 57H70V60H71ZM82 57V58H83ZM50 58V59H49ZM62 58H64V56L62 57ZM67 58V57H66ZM69 58V57H68ZM124 58V59H123ZM106 59V57H104V59L103 60H105ZM64 60H66V59H64ZM108 60V62H110V60L109 59H107ZM115 61V59H113V57H112V59H111V61ZM135 60V61H134ZM19 60H17V62H18ZM22 61V60H21ZM20 61V62H21ZM59 61H60V63L62 62V63H68L69 64V66L67 65V67H66V64H64L63 65V67H61L59 64ZM75 62H76V60H75ZM97 62H99V61H97ZM96 62V63H97ZM131 62H132V65H134L135 66V64L136 65H138V67L136 68V67H134L136 70L135 71H132V69H134V68H132L131 67V71H129V69H128V71H127V64L129 65H131ZM16 63V62H15ZM71 63H72V65H74V68L76 67V69H74V70H76V72H74L73 70V73H72V75L71 76H75V74H78V72L80 73V74H82L83 73V75H79V77H75L74 79H70V74H68V72H64V73H66L67 74V76H70V77H67L66 75H56V73H57V71H58V73H61L62 71L61 70H63L65 67H66V69L68 70L69 68L71 69V67H72V65H71ZM111 63V62H110ZM114 64H115V62H113ZM112 63V65H114ZM133 63H135V64H133ZM13 64V63H12ZM27 64H29L28 63V61H27ZM39 64H41L42 65V67H41V69H40V66L41 65H39ZM47 64V65H46ZM80 64V63H79ZM156 63H154V70H153V67H150L148 64H144V68H143V70H145L146 72H147V69H150V72H151V74L153 75H155V77H156V75H157V73H158V71H159V68H158V65L156 64ZM19 65H20V63L18 64V67H19ZM21 65H23V61H22V63H21ZM98 65V64H97ZM118 65H120V64H118ZM118 65H116L115 64V66H118ZM12 66V65H11ZM13 66H15V67H17V65H14L13 64ZM12 66V67H13ZM93 66H95L96 67V65L95 64H93ZM151 66H153L152 64H151ZM114 67V66H113ZM129 67V66H128ZM145 67H147V69H145ZM35 68V67H34ZM59 68V69H58ZM110 68H111V66H110ZM130 68V67H129ZM69 69V70H70ZM96 69V68H95ZM103 69H105V71L103 70ZM55 70V69H54ZM86 70H87V68H86ZM85 70V71H86ZM152 70H153V73H152ZM158 70V71H157ZM71 71V70H70ZM89 71H90V69H89ZM109 71H110V74L111 73H115L114 74V77L112 78V80H110L111 79V76H113V75H111V76H109ZM136 71H137V73H139L137 76H141V79H143V81H142V83H141V85L140 84H138L139 82H138V80H139V78L137 77V82L138 83H136V80H135V78H136ZM102 72H104V73H106L105 75H104V73L100 76V74L102 73ZM148 72H149V70H148ZM42 73H43V71H42ZM43 73V74H44ZM131 73H132V76H135V78L133 77V78H131ZM134 73V74H133ZM28 73H26V76L28 77V75H27ZM108 74V75H107ZM52 75H54V78L52 77ZM98 75H99V77H98ZM116 75V76H115ZM149 75V74H148ZM151 75V76H152ZM78 76V75H77ZM88 77V79L90 78L91 79V77ZM109 76V77H108ZM124 76V77H125ZM59 77V78H58ZM60 77H63V78H66V79H64L63 80V78H60ZM106 77H105V79H106ZM143 77V78H142ZM77 78H79V79H77ZM110 78V79H109ZM98 79H96V77H95V79H94V81L95 80H98ZM118 79V80H119ZM128 79V80H129ZM14 80V79H13ZM23 80V79H22ZM67 80H68V85H66V84H64V81H66L67 82ZM70 80H71V82L74 80V85H73V83H70ZM75 80H77V81H75ZM115 80H113V81H115ZM16 81H17V79H16ZM31 81L33 82L32 84H34L33 86H34V89H33V87L31 86L32 84H30L31 83ZM90 81V80H89ZM105 81H107V79L105 80ZM147 81H149V80H147ZM56 82V83H55ZM75 82H78V83H75ZM82 82H83V80H82ZM92 83H93V81H91ZM97 82V81H96ZM132 82V83H131ZM137 84V85H139V86H135V83ZM6 83V84H5ZM24 83V84H23ZM29 84V85H27V86H30L31 88H32V94H30V96H22V94H20L19 95V90L20 89H24V87L26 86V84ZM41 83V84H40ZM91 83V84H92ZM105 83V82H104ZM113 83V82H112ZM111 83V84H112ZM118 83V82H117ZM2 84V85H1ZM19 86H18V85ZM23 85V88L21 87V85ZM56 84H57V86H56ZM77 84L78 85H80L82 88V92H83V94H80L79 92H81L80 91V89H77ZM90 84V83H89ZM102 84H103V88H102ZM107 84V83H106ZM14 85V86H13ZM15 85H17L16 87H15ZM25 85V86H24ZM76 85V86H75ZM108 85H110V84H108ZM127 85H128V83H127ZM132 85L134 86V88L135 89H137L136 91L137 92H135L134 93V91H135V89L132 87ZM11 86V87H10ZM37 87V89H38V92H37V90H36V87ZM68 86H70V87H68ZM91 86H93V85H91ZM119 86H120V84H119ZM18 87H20V88H18ZM30 87H29V89H30ZM62 88L63 89V91H62V89H60V88ZM72 87V88H71ZM86 87H88V88H86ZM11 88L13 89V90H11ZM80 88V87H79ZM91 88H94V87H91ZM127 88H128V86H127ZM18 89V90H17ZM75 89H76V92H75ZM112 89H113V87H112ZM147 89V90H146ZM36 90V91H35ZM46 90H48V91H46ZM61 90V91H60ZM84 90V91H83ZM107 90H108V93H107ZM139 90V91H138ZM141 90V91H140ZM13 91V92H12ZM17 92V93H15V92ZM70 91V92H69ZM73 91V92H72ZM103 91H105V93L106 94H108V95H106ZM34 92V93H33ZM46 92V93H45ZM64 92H66V95H64L63 93ZM111 92V91H110ZM128 92H130V93H128ZM148 92V93H147ZM11 93H14V94H11ZM86 93H88V94H86ZM99 93V94H98ZM100 93H104L102 96H100ZM146 93L148 94V95H146ZM18 94V95H17ZM35 94H37L36 96H35ZM73 94V95H72ZM85 94H86V96H85ZM113 96H112V95ZM133 94H134V96H133ZM142 94V95H141ZM146 96V97H144V95ZM34 95V96H33ZM76 95V96H75ZM79 95V96H78ZM139 95H141V96H139ZM4 96V95H3ZM3 96H1L0 97V99L3 97ZM16 96L21 100V102L20 103H18V101H19V99L18 98H16ZM20 96V97H19ZM22 96V97H21ZM38 96H39V98H38ZM45 96V97H44ZM60 96H61V98H60ZM64 96V97H63ZM104 96V97H103ZM106 96H110L111 97V99L112 100H110V99H107V98H105ZM126 96H132V97H130V98H133V99H127V100H129L130 101V103H132L131 105H134V107H135V109L134 110H132L134 107H132V109H131V106H130V104H129V102H128V107L126 106V105H124V103H127V101L125 102V100H126ZM149 96V97H148ZM33 99H31V98ZM34 97H35V99H34ZM48 97V98H47ZM69 97V98H68ZM101 99H100V98ZM109 97V98H110ZM136 97V98H135ZM10 98V97H9ZM39 99V101H36V99ZM42 98V99H41ZM59 100H58V99ZM77 98V99H76ZM103 98V99H102ZM105 98V99H104ZM147 98V99H146ZM23 99V100H22ZM26 99V100H25ZM29 99V100H28ZM37 99V100H38ZM41 99V100H40ZM67 99V100H66ZM110 100L111 102H106L107 100ZM122 99V100H121ZM134 99H135V101H134ZM143 99H145V104L143 103ZM153 99V100H152ZM1 100H3V98L1 99ZM0 100V101H1ZM17 100V101H16ZM46 100V101H45ZM77 100V101H76ZM84 100V101H83ZM114 100V101H113ZM117 100V101H118ZM140 100H141V102H140ZM4 101V102H5ZM25 101V102H24ZM26 101H28L27 103H26ZM33 101H34V103H33ZM44 101V102H43ZM132 101V102H131ZM151 101H152V103H151ZM36 102V103H35ZM41 104H40V103ZM124 102V103H123ZM1 103H3V101L2 102H0V104ZM16 103V104H15ZM25 103V104H24ZM30 103H32L31 105H32V107H30L31 105H30ZM44 105H43V104ZM47 103V104H46ZM119 103V102H118ZM133 103H135V104H133ZM148 103V104H147ZM259 103H261L262 104V100L259 102ZM259 103H258V105H259ZM4 104V103H3ZM14 104L15 105H17V107H18V105H19V107L20 108H18L19 109V111L16 109V112H17V114H19V116H21L20 114L21 113H23V116H21V118H20V120L22 121H19V123H16L17 122V119H16V117L17 116H15V107L16 106H14ZM37 104V105H36ZM123 104V105H122ZM137 104H138V106H137ZM260 104V105H261ZM264 104V103H263ZM262 104V106H264ZM27 105V106H26ZM36 105V108L38 107L40 110H37L36 108L35 109H33L34 108V106ZM104 105V106H103ZM105 105H107V106H105ZM110 105V106H109ZM146 105H150V107H151V109L149 110V111H145V109H146ZM152 105V106H151ZM259 105V106H260ZM2 106V105H1ZM5 106H7V101H6V104H5ZM23 106V107H22ZM54 107L55 109H53V108H50V107ZM113 106V107H112ZM258 106V107H259ZM41 107V108H40ZM46 107H48V108H46ZM77 107V108H76ZM96 107H98V109L96 108ZM108 107V108H107ZM141 107H142V109H141ZM144 107V108H143ZM30 110V111H28V109ZM44 108V109H43ZM118 108L119 110H120V108H121V110L119 111V113L118 112H116V117H117V115H118V117L117 118H120V121H123V119H124V116H126V114H128V112L130 111H132V112H134V113H136V114H134V113H132V115H131V113L129 114V115H131V117H136V118H134L133 119V122H131V118L129 117V115L127 116V117H129L128 119H127V121H130V125L131 126H129V124L128 125H126V123H127V121L125 122V123H123L122 122V128H119L118 126H113L112 128L114 129V131L115 130H117V131H115L116 132V135L118 134H120L119 136H118V139L120 138H122L121 140L119 139V142H117V136L115 135V132L113 131V129H111V128H109V124H111V123H113V121L115 120V119H117V118H114V120H113V117H115L114 115H115V113H111L110 112V114H112L110 117H109V115H108V112L106 111L107 109H111V111H112V109H113V111L115 112V110ZM137 108L139 109V111L137 110ZM21 109V110H20ZM47 109H51V110H47ZM93 109H95L94 111H93ZM129 111H128V110ZM131 109V110H130ZM258 109H260V108H258ZM257 109V110H258ZM6 110V111H5ZM8 110V111H7ZM53 110V111H52ZM57 111V112H54V111ZM98 110V111H97ZM141 110V111H140ZM262 110H263V108H262ZM3 111V112H2ZM10 111V112H9ZM28 111V112H27ZM47 113H46V112ZM51 111V112H50ZM108 111H110V110H108ZM118 111V110H117ZM126 111H127V113H126ZM150 111H152V112H150ZM259 111V110H258ZM5 112H6V114H5ZM33 114H32V113ZM39 114H38V113ZM53 112V116L51 117V120L52 121H50V119H48L49 117H50V115H51V113ZM61 112V113H60ZM92 112H94V114L92 113ZM107 112V113H106ZM142 112V113H141ZM144 112V113H143ZM4 113V114H3ZM8 113V114H7ZM9 113H10V115H9ZM40 113H45L44 115H41ZM54 113H55V115H54ZM103 113H105V114H107V115H105V116H107V117H109V119L108 118H104V115H103ZM121 113H122V116H121ZM126 113V114H125ZM138 113H140V114H138ZM209 114H211L210 112H208ZM238 114L237 112H234L233 114ZM256 113V112H255ZM259 113V114H258ZM50 114V115H49ZM58 114V115H57ZM96 114V115H95ZM143 114L145 115V116H143ZM148 114L151 116V117H149L148 116ZM209 114H208V116H209ZM225 114H227V116L229 115V117L227 118V116H225L226 117V119H227V121L226 122H224L225 121V119H223L222 121H220V123H222V126L221 127H219V129H218V127H214V125H212V123H214V121L212 120V121H209V120H211L210 119V116L208 117V119H207V124H209L210 122H211V124L210 125H207L206 126V130H208L207 132L208 133H206L207 135H209V136H207V135H205L204 134V140L205 141H207L208 142V145H215V144H217V143H219V142H217V141H219V136H217V135H219L220 133H222L223 131V129H222V127L224 126V123H227L228 122V120H229V118L233 115L232 113H230L229 112V114L226 112ZM231 114V115H230ZM235 114V115H236ZM241 113H239L238 115H239V118H240V123H239V129L240 128H243V127H241V125L243 124V122H242V120L244 119L243 117L245 116V113L243 112V114H242V116L240 115ZM258 114V115H257ZM257 114H256V116H258V118H259V116H261V114H262V117H263V115H264V110H263V112L261 111V109H260V112H257ZM2 115H7L5 118L6 119H4V117L2 116ZM30 115V116H29ZM61 115V116H60ZM237 115V116H238ZM244 115V116H243ZM11 117V120H12V122H11V120H10V122H11V124L12 125H10L9 123L10 122H8V118L7 117ZM38 116V117H37ZM40 116V117H39ZM49 116V117H48ZM148 116V117H147ZM154 116V117H153ZM236 116V117H237ZM241 116V117H240ZM1 117H3V118H1ZM9 117V118H10ZM17 117V118H18ZM25 117V118H24ZM37 117V118H36ZM44 117V118H43ZM53 117H56V118H53ZM100 117H102V118H100L101 120L104 118L105 119V121L103 122V123H105V124H107V125H103V124H101L102 122H101V120L99 119ZM112 117V118H111ZM123 119H122V118ZM147 117V118H146ZM28 119V120H26L25 121V119ZM29 118H31L30 120H29ZM92 118V119H91ZM94 118V119H93ZM126 118V117H125ZM143 118V119H142ZM157 118V119H156ZM232 118V117H231ZM239 118H237L238 120H239ZM48 119V120H47ZM54 119V120H53ZM57 119V120H56ZM60 119V120H59ZM137 119H139V120H141L140 121V123H141V125H140V123L137 121ZM145 119V120H144ZM149 120V121H146V120ZM242 119V120H241ZM4 120V121H3ZM100 120V121H99ZM112 120V121H111ZM238 120H236V122H238ZM258 120V119H257ZM25 121V122H24ZM32 123H31V122ZM55 121V122H54ZM59 123V122H62V123H59L61 126H64V127H62L63 129H61L60 127L58 128V124H57V122ZM103 121V120H102ZM109 123H108V122ZM116 121H118V122H120L119 121V119H117ZM145 121V122H144ZM263 121V120H262ZM8 122V123H7ZM13 122H14V124L16 123L17 125V127L13 124ZM23 123V124H21V123ZM27 122L30 124L29 126H27ZM46 122V123H45ZM101 122V123H100ZM117 122V123H118ZM151 122H152V125H151ZM216 122V121H215ZM34 123V125H32ZM52 123V124H51ZM54 123V124H53ZM117 123H116V125H117ZM132 123H134L133 125H132ZM145 123V125H143ZM155 123V124H154ZM244 123H245V120H244ZM148 125V127H147V125ZM154 124V125H153ZM262 125H261V127H262V130L264 129V124L263 123H261ZM9 125L11 126V127H9ZM25 125V126H24ZM31 125H32V127H36V129L39 131H37L36 129H35V127L34 128H32L31 127ZM48 125V126H47ZM52 125V126H51ZM57 125V126H56ZM84 125H86V126H84ZM109 125V126H108ZM111 125H115V123L114 124H111ZM118 125H119V123H118ZM121 125V124H120ZM126 127H125V126ZM100 126V127H99ZM109 128V129H111L112 131H113V134H111L112 135V137L113 138H110L111 136L109 135V136H107L108 134H110L112 131H110L109 129H107V127ZM124 126V127H123ZM135 126H137V128L135 127ZM140 126H145V128H143L144 129V132H143V130H141L140 128ZM242 126H244V124L242 125ZM16 127V128H15ZM30 127V128H29ZM116 127H117V129H116ZM211 127H214V130H213V128L212 129H210ZM29 128V129H28ZM88 128V129H87ZM154 128V129H153ZM209 128V129H208ZM223 128H225V126L223 127ZM11 129V130H10ZM22 131H21V130ZM26 129V130H25ZM60 129H61V131H60ZM66 129H67V132H62V131H66ZM92 130V131H90L89 132V130ZM123 131H122V130ZM136 129H138V130H140L139 132L138 131H136ZM148 129V130H147ZM154 131H153V130ZM221 129V132H219V130ZM32 132H31V131ZM36 130V132H35V134H33L34 133V131ZM43 130V132H41ZM57 130V131H56ZM71 130V131H70ZM101 130L102 131H104V132H101ZM124 130H125V132H124ZM156 130V131H155ZM206 130H205V132H206ZM215 130H217V131H215ZM17 131V132H16ZM59 131V132H58ZM70 131V132H69ZM73 131V132H72ZM76 131H77V133H76ZM93 131H95L96 133L93 135L94 137H92L91 135H90V133L92 134V132ZM107 131H110V133H108ZM131 131V132H130ZM153 131V132H152ZM210 131V132H209ZM225 131H226V133H225ZM224 131V135L227 137L226 138V140L227 139H229V137H233V133L230 131V133L232 134V136H231V134H229L228 135V133L227 132H229V130H225ZM5 132V133H6ZM62 132V133H61ZM88 132H89V135H86V134H88ZM101 132V133H100ZM108 133V134H106V133ZM124 132V133H123ZM146 133L149 137H151V139H150V141H146V143H145V140L146 139H144V136L146 135H144L143 134V136L142 135H140L139 133ZM204 132V133H205ZM215 132V133H214ZM218 132H219V134H218ZM242 132V131H241ZM260 132L261 131H259V134H260ZM263 132V133H262ZM261 132V135H264V130ZM43 133V134H42ZM44 133H45V135L46 136H43L44 135ZM50 133H52V134H54V135H50ZM66 134V135H64V134ZM72 135H71V134ZM78 135V137L80 138H78L77 139V136H76V134ZM86 133V134H85ZM94 133V132H93ZM102 133H104V135H106V137H109V139H107L106 137H103L102 136V138H101V135L100 134H102ZM134 133L135 134H137V135H134ZM23 134H24V136H23ZM31 134V135H30ZM47 134H49V135H47ZM57 134H58V139H57ZM60 134V135H59ZM64 135V136H66V142H68V143H70V144H64V147H66V145H67V149H64V152H62V149H61V147L63 148V146H60V150H61V152H59L60 150H58L59 148L57 147V144H59L60 143V145H61V143H64V141H62V139L61 138H64L62 135ZM138 134H139V136H138ZM214 134V135H213ZM216 134V135H215ZM227 134V135H226ZM241 134H242V136H241ZM245 134V133H244ZM244 134L243 133H240L239 134V130H238V136H239V139H238V141H240V139L244 136ZM17 135H19V137H16ZM32 135H34V137L32 136ZM56 135V136H55ZM71 135V136H70ZM83 135V136H86V140H85V138L83 139V136L81 137V136ZM114 135V136H113ZM200 135H202V131L200 132ZM210 135H212V136H210ZM43 136V137H42ZM49 136V137H48ZM62 136V137H61ZM69 136H70V138L72 137V141H71V139L69 138ZM89 136H91L92 138H95V139H102L101 141H103L102 143L100 142V140H99V142L100 143H98V145L94 142H91L93 139L91 138V137H89ZM100 136V137H99ZM140 136H142V138L140 137ZM15 137V138H14ZM27 137V138H26ZM48 137V138H47ZM67 137H68V139L69 140H67ZM87 137H89L90 138V140H89V138H87ZM214 137H216V138H214ZM245 137V136H244ZM243 137V138H244ZM262 137H264V136H262ZM9 138V139H8ZM12 138H11V141H12ZM25 138V139H24ZM45 138V139H44ZM47 138V139H46ZM49 138H50V140H49ZM57 140H56V139ZM74 138V139H73ZM77 139V141H78V143H79V140H81V138L83 139V142L81 143V141H80V143L78 144V143H76L77 141H76V139ZM104 138V139H103ZM116 138V139H115ZM135 138H137L136 140H135ZM144 141H142L141 139ZM147 138V139H148ZM212 138V139H211ZM29 139V140H28ZM42 139H44V140H42ZM94 139V140H95ZM111 139V140H110ZM140 139V140H139ZM153 139H155L154 141H153ZM200 139H203V135L202 136H200ZM217 139V141H215ZM249 139H251V138H249ZM249 139H246L245 140V138L242 140L241 139V142H237V143H241V146H245V144L248 146V142H250L251 143V145L253 146L254 145V143L252 144V139L251 140H249ZM255 139H258L259 140V144L257 145L256 143H255V145H254V149H256V148H258V149H260L259 150V153L258 152H256V150L254 151V150H252V151H254V153H252V151H251V153H249L250 154V158L248 159V161L247 162H245V165H246V167H245V165L243 164V167H242V172H241V170L239 171V181H240V183L241 184H243L242 182V179H244V181L246 182H244V184H245V186H247L248 185V173H252L253 174V171H252V168L253 167H251L252 166V160H254V163L256 162V164H255V166H254V170H255V167H258V165L260 166L259 168H256L257 170H255L256 172H255V174L257 175V176H259V181L257 182L258 184H256V188H258V191H259V189H260V191H259V193L260 194H262V192L264 193V186L262 187V185H264V173H262V171L264 170V167L263 168H261V166H264V157H262L261 159H260V157L261 156H259L260 155V153H261V150L262 151H264V143L262 144V140H261V138L260 137H255L254 139H253V141L255 140ZM263 139V141H264V138H262ZM24 140V141H23ZM45 140H48L49 142L47 143V141H45ZM52 140H54L55 142L54 143H51V141ZM64 140V139H63ZM91 142H89V141ZM108 140V141H107ZM116 140V141H115ZM233 140H235V141H237L236 139H233ZM246 141V142H244L243 143V141ZM249 140V141H248ZM1 141V140H0ZM57 141V142H56ZM96 141V140H95ZM109 141L110 142H112V143H109ZM122 141V142H121ZM127 142L128 143V147H130V148H128L127 147V143H125V142ZM141 141V142H140ZM214 141V142H213ZM234 141V142H235ZM255 141H257V140H255ZM4 142V143H5ZM8 142H7V144H8ZM26 142V143H27ZM85 142H86V144H85ZM98 142V141H97ZM115 142H117V143H114ZM209 142H210V144H209ZM215 142H217V143H215ZM230 142H232V140H230L229 139V141L227 142V144H230ZM1 143H3V142H1ZM0 143V144H1ZM3 143V144H4ZM20 143V145H22ZM25 143V144H26ZM36 143V144H37ZM44 143H46V144H44ZM104 143V144H103ZM109 143V144H108ZM118 143H120V144H118ZM123 143V144H122ZM7 144H6V146H7ZM10 144V143H9ZM11 144V145H12ZM19 144V143H18ZM56 144V145H55ZM73 144V145H72ZM96 144V145H95ZM99 144H100V147L101 148H104V150L102 149V151L100 152V150L98 149L97 150V148H96V146H98L99 147ZM112 144H113V147H112ZM117 144H118V148L116 149V147H117ZM123 146H122V145ZM126 144V145H125ZM146 144V145H145ZM243 144V145H242ZM63 145V144H62ZM89 145V146H88ZM102 145V146H101ZM132 145V146H131ZM5 146V145H4ZM5 146V147H6ZM43 146V147H44ZM59 146V145H58ZM91 146H93V147H91ZM109 146V147H108ZM150 146V147H149ZM240 146V145H239ZM240 146V147H241ZM2 144H1V146H0V153H1V150H2ZM7 147H9V146H7ZM7 147L5 148V149H7ZM52 147V148H51ZM55 147V149H53ZM112 147V148H111ZM115 147V148H114ZM132 147H133V149H132ZM136 147H137V149H136ZM138 147H139V149H138ZM239 147V148H240ZM262 147V148H261ZM4 148V147H3ZM10 148V147H9ZM77 148V149H76ZM96 148V150L95 151H97V152H95L94 151V149ZM111 150H110V149ZM114 148V149H113ZM119 148H120V150H119ZM141 148V149H140ZM252 148V149H253ZM5 149H3L4 150V152H2L1 154H0V167H1V165L3 164V166L2 167H4V164L6 163V161H11L10 163H13V161H14V158H15V154H17V153H20V152H17V153H15L14 155H12L13 156V160H12V157L10 156V154L9 155H6V156H8V158H6V160L4 159V160H2L1 159V157L3 158V156H1V155H4V153L6 152V150ZM42 149V148H41ZM112 149H113V152L115 151V152H119L118 154H116L115 152H114V154H113V152H112ZM117 151H116V150ZM127 149V150H126ZM130 149V150H129ZM44 150V148L41 150V151H43ZM57 150V151H56ZM67 150V151H66ZM126 150V151H125ZM136 150H138L137 152H136ZM24 151H26V153H28V150H24ZM24 151H22L21 153H23ZM84 151H88V152H86L85 153V155H84ZM90 151V152H89ZM230 151V150H229ZM229 151H227V153H225L226 154V157H225V159H224V163H223V165H221L220 167H224V165L226 166V168L228 169H230V167H227L228 165L230 166L231 165V172L233 173V170H232V167H233V165H232V161L231 160H233L232 158H231V160H230V157L232 156V151H230L231 152V156L229 157V155H227L228 154V152ZM16 152V151H15ZM47 152H48V154H47ZM105 152H107V154L105 153ZM132 152V153H131ZM20 153V154H21ZM25 153V152H24ZM63 153V154H62ZM83 153V154H82ZM93 153H94V155H93ZM264 152H262L261 154L264 156V154H263ZM29 154H30V151H29ZM54 154H57L58 155V158L61 160V163H60V160H56V158H54L53 159V156L55 157V156H57V155H54ZM62 154V155H61ZM78 154V155H77ZM80 154H81V156H80ZM92 154V156H90ZM116 154V155H115ZM120 154V155H119ZM125 154H127V155H125ZM139 154V155H138ZM141 154V155H140ZM252 154V155H251ZM86 155H88L89 157H87ZM105 155H106V157L108 156V157H110V160H109V158L107 157V158H105ZM208 155H210V152L208 153ZM254 155H256V156H254ZM257 155H258V157H257ZM5 156V157H6ZM9 156H10V159H9ZM22 156V155H21ZM48 156H50L51 157V159H52V161L49 163V166L50 167H44L43 165V162L45 163L47 160L48 161H50L49 160V158H48ZM79 158H78V157ZM85 156H86V159H85ZM94 156V157H93ZM121 156H123V157H121ZM138 156V157H137ZM252 156V157H251ZM254 156V157H253ZM23 157V156H22ZM31 157H32V160H34V163H36V164H39V168L37 167L38 165H36L35 164V166L34 165H32L31 164V162L30 161H32L31 160ZM75 157V158H74ZM83 157V158H82ZM114 157V158H113ZM257 157V158H256ZM57 158V159H58ZM106 160H105V159ZM112 158H113V160H115V162H113V160H112ZM120 158H122L121 159V161L119 160ZM43 159H45V160H43ZM78 159H79V161H80V163L81 162H83V164H82V166L81 167H79L80 165H79V161H78ZM83 159V160H82ZM90 159H92L91 161L93 162V160H94V162L92 163V164H90V165H87L88 163H90ZM107 159L109 160V161H112L111 163H109V161H107ZM118 159V160H117ZM125 159V160H124ZM130 160V162H128V160ZM226 159L228 160L227 161V164H226ZM257 159V160H256ZM73 160L74 161H76L77 160V162H73ZM103 161V160H105L104 161V163L103 164H101L100 162L101 161ZM126 162L125 163V165H124V161ZM133 160V161H132ZM258 160H259V162H258ZM261 160L263 161V164H262V162H261ZM47 161V162H48ZM58 162V164H57V162ZM95 161H97V162H95ZM107 161V162H106ZM231 161V164L229 163ZM16 162V161H15ZM86 164H85V163ZM107 164H106V163ZM133 162V163H132ZM139 162V163H138ZM257 162L259 163L258 165H257ZM9 163V162H8ZM33 163V162H32ZM33 163V164H34ZM51 163H52V165H51ZM109 163V164H108ZM113 163H114V166H113ZM119 163V164H118ZM132 163V164H131ZM140 163H141V165H140ZM261 163V164H260ZM47 164V163H46ZM74 164V165H73ZM84 164L85 165H87V166H85V170H83L84 169ZM93 164H94V166H95V169H94V167H93V170H92V172L90 173V168H92V166H93ZM100 164V165H99ZM134 164V165H133ZM7 166H8V164H6ZM10 165V164H9ZM21 165V166H20ZM28 165L30 166V165H32L31 167H28ZM55 165L58 167V165H59V167H60V170L59 171H57L58 169H59V167L58 168H56L55 167ZM101 165H103L102 166V168H101ZM115 165H117V166H115ZM119 165V166H118ZM121 165V166H120ZM130 165V166H129ZM132 165V166H131ZM35 167V170H33V168ZM113 166V167H112ZM123 166V167H122ZM248 166V167H247ZM21 167V168H20ZM29 168V170H31L32 172L31 173H29V172H27V169ZM33 167V168H32ZM41 167L43 168V170L41 169ZM78 167V168H77ZM106 167H108V168H106ZM112 167V168H111ZM118 167H120L119 168V170L121 169V172H119V170H118ZM128 167H130V168H128ZM136 167H137V169H136ZM249 167H251L250 168V170H249ZM6 168H8V167H4L2 170L3 171H5L6 172ZM16 168H15V170H16ZM22 170H24L25 171V173L23 174V170L21 171L20 169ZM27 168V169H26ZM46 168V169H45ZM50 168V169H49ZM88 170H87V169ZM99 168H101V169H99ZM109 168H110V171H109ZM114 168V169H113ZM126 168V169H125ZM127 168H128V170H127ZM133 168L134 169H136V170H134V173H133ZM225 168V167H224ZM225 168V169H226ZM262 169V171H261V169ZM26 169V170H25ZM55 169V170H54ZM57 169V170H56ZM79 169H81V170H79ZM107 169H108V171H107ZM117 169V170H116ZM131 169V170H130ZM225 169H222L221 168V170H224L221 174L222 175H224V177L223 178H225V179H223V181H224V185H225V188L223 187V189L224 190H222L221 192H219V194H221V195H219V197L221 196V198H220V201H219V205H218V203H217V206H218V210L220 211V209L224 212L223 214H222V212L220 211V214L222 215V216H225V214H226V216L224 217V219L225 220H228V222L230 223V221L232 222V224H233V226H236V224L234 223V220H233V218H234V215H235V210L233 209L234 207H231L232 205H230L229 203H232V198H231V196H230V193H232L231 191V188H228V187H226L227 186V184H228V186H230L231 185V181H232V179H230L231 177H230V174H232V173H230L229 172V169L227 170H225ZM1 170V169H0ZM28 170V171H29ZM40 170L41 171H43V172H41L40 173ZM87 170V171H86ZM95 170V171H94ZM123 170H125V171H123ZM258 170H260V171H258ZM3 171H0L1 173L3 172ZM79 171V172H78ZM86 172V174H85V172ZM106 171V172H105ZM112 171V172H111ZM113 171H114V174H113ZM128 171V172H127ZM132 171V172H131ZM227 171H228V173H227ZM78 172V173H77ZM96 172V173H95ZM127 172V173H126ZM130 172V173H129ZM226 172V173H225ZM29 173V174H28ZM44 175H43V174ZM60 173H61V178H62V185H61V178L59 177L60 176ZM63 173V174H62ZM101 173V174H100ZM107 173V174H106ZM132 173V175H130ZM137 173V174H136ZM230 173V174H229ZM242 173V174H241ZM260 173H262V174H260ZM6 174V173H5ZM5 174H3V176H2V174H0V182H2V183H6L7 184V181H8V179H5V177L7 176V175H5ZM109 177V178H107V179H112V181L113 180H115L114 182L118 185V186H115V183H113L114 184V186H112L113 184L112 183H109V184H112V185H109V187L111 188V189H109V188H107L109 191H106V192H103V191H105V187H104V185L105 186H107L106 184H105V180L103 181L104 182V185H103V183L101 182L104 178L103 177H105V179H106V175ZM139 174V175H138ZM227 174V175H226ZM9 175V174H8ZM26 175V176H27ZM48 175V178H50L51 177V181H50V185H52V187L48 184V183H45L46 181V179L45 178H47L46 176ZM83 175H85L84 177H83ZM90 175V176H89ZM95 175V176H94ZM112 175V177H110ZM119 175H120V177H119ZM125 175H126V177H125ZM128 175H130V176H128ZM134 175V176H133ZM136 175H138L139 176V180H138V176L136 177ZM140 175H142V176H140ZM233 175V174H232ZM262 175V177H260ZM5 176V177H4ZM33 176V175H32ZM73 176V177H72ZM123 176V177H122ZM28 177V176H27ZM33 177H35V174H34V176ZM37 177V176H36ZM45 177V178H44ZM73 179H71V178ZM130 177V178H129ZM227 177H229V178H227ZM243 177V178H242ZM59 178V179H58ZM121 178V179H120ZM129 178V179H128ZM134 178H135V180H134ZM45 179V180H44ZM76 179V181L73 183V181ZM81 181H79V180ZM82 179H85V181L84 180H82ZM89 179H92V180H89ZM226 179H228V180H226ZM36 180H38L37 178H36ZM44 180V181H43ZM58 180H60L59 181V184H58ZM70 180H72V181H70ZM119 180H121L120 182L121 183H119ZM129 180V181H128ZM138 180V181H137ZM225 180H226V182L227 183H225ZM35 181V180H34ZM77 181H78V183H77ZM88 181V182H87ZM123 181L125 182V183H123ZM133 181V182H132ZM140 181V182H139ZM230 181V182H229ZM39 181H37V183H36V181H35V186H36V184H38V183H40ZM85 182H86V184L87 183H89V184H87V189H86V186H85ZM107 182V181H106ZM108 182H110V181H108ZM107 182V183H108ZM128 182H129V184L130 185H132L133 186V184H134V188L132 187V186H130L129 184H128ZM136 182V183H135ZM261 182H263V183H261ZM2 183H1V185H0V187L2 186ZM52 183V184H51ZM76 183H77V185H76ZM95 183V184H94ZM127 183V184H126ZM141 183V184H140ZM5 184V185H6ZM18 184V183H17ZM45 184V185H44ZM74 184V185H73ZM99 185V186H97L98 188H100V190L101 191H99L100 193L101 192H103V193H105V195L104 196H102V194H100V193H98L96 190H95V186L96 185ZM122 184H124V186L122 185ZM261 184V185H260ZM4 185V186H5ZM43 185H44V187H43ZM60 185V186H59ZM71 185H73V187L71 186ZM90 185H92V187L90 186ZM93 185H94V188H93ZM102 185H103V187H102ZM139 185H140V187H139ZM64 186H66V188H64ZM72 187V188H70V187ZM89 186H90V188H89ZM129 186V188H127V187ZM244 186V187H245ZM40 188V189H37V188ZM54 187V188H53ZM78 187V188H77ZM116 187V188H115ZM121 187V188H120ZM242 187V186H241ZM261 187H262V189H261ZM61 188H64L63 190L61 189ZM77 188V189H76ZM82 188V189H81ZM94 190H92V189ZM103 188V189H102ZM115 188V189H114ZM58 189H60V191H62L63 192V194H62V192H61V195H63L64 196V194H66V193H64V192H67V194H68V197H66V198H64V199H67L68 198V201H67V204L69 203H73L72 204V208L70 207V205H69V207H68V205L66 206V202H64V204H62V203H60V201H58V200H60L61 198L59 197L60 196V193L58 194ZM85 189V190H84ZM120 189V190H119ZM229 189V190H228ZM43 190V189H42ZM64 190H68V191H64ZM92 190V192H90ZM112 190V192H110ZM119 190V192H117ZM130 190V191H129ZM41 191V190H40ZM53 191V192H52ZM58 191V192H57ZM78 191H80V192H78ZM82 191V192H81ZM123 191V192H122ZM223 191H225V192H223ZM230 192V193H228V192ZM45 192V193H46ZM69 192V193H68ZM126 192V193H125ZM136 192H137V194H136ZM53 193V194H52ZM72 193V194H71ZM95 193V194H94ZM111 193V194H110ZM113 193V194H112ZM116 193V194H115ZM120 193V194H119ZM125 193V194H124ZM134 195H133V194ZM225 193V194H224ZM37 194H39V193H37ZM41 194V193H40ZM55 194V195H54ZM66 194V195H67ZM88 194H90V195H92V196H88ZM119 194V195H118ZM130 194H132L131 196H130ZM257 194V193H256ZM260 194H258V196L256 195V197H255V205H254V207L252 208L254 211H255V213H256V215H257V210H259V212H260V210H262L261 212L262 213H264V197H263V195L264 194H262V196L260 195ZM42 195V194H41ZM71 195V196H70ZM96 195V196H95ZM106 195H109V197L108 196H106ZM121 195V197L122 198H120L119 199V196ZM124 195V196H123ZM127 195V196H126ZM63 196H61V197H63ZM70 196V197H69ZM96 198H98V199H96ZM102 196V198H100ZM105 196L107 197V199L109 200L108 201V204L106 203H100V202H104V199L105 200H107L106 198H105ZM115 196V197H114ZM40 197V196H39ZM88 197H90V198H88ZM104 197V198H103ZM110 197H112V198H110ZM241 197V198H240ZM239 197V203H240V206L241 205H245L246 206V201H245V198H243V196H240ZM2 198H4L5 199V197H2ZM59 198V199H58ZM72 200V201H70V199ZM92 198H94V199H92ZM99 198L101 199L100 201H99ZM118 198V199H117ZM225 198H226V201H227V204H228V206L226 205V203H224V202H226V201H223V200H225ZM242 198H243V200H242ZM58 199V200H57ZM63 198L61 199L62 201L61 202H63V200H64ZM102 199H103V201H102ZM122 199H123V202H121L122 201ZM125 199H127V200H125ZM2 200V199H1ZM78 200V201H77ZM80 200H83V201H80ZM86 200V201H85ZM91 200V201H90ZM96 200V201H95ZM110 200H111V202H110ZM228 200H230L229 202H228ZM5 201V200H4ZM70 201V202H69ZM89 201V202H88ZM93 201H95L94 203H93ZM245 201V202H244ZM260 203L259 204V208H256V207H258V203ZM74 202H75V205H74ZM99 202V203H98ZM106 202V201H105ZM110 202V203H109ZM222 202V203H221ZM60 203V204H59ZM85 205H83V204ZM86 203V204H85ZM89 203H91V204H89ZM224 203V204H223ZM39 204H41V203H39ZM77 204H78V206H77ZM88 204V205H87ZM97 204H101V205H104L102 208H100V205H97ZM113 204H115V205H113ZM64 205V206H63ZM84 206V207H81V206ZM92 205V206H91ZM110 205H111V207L113 208L114 206H116V208L114 207V210L112 209V208H110ZM113 205V206H112ZM230 205V206H229ZM36 206H38V205H36ZM42 206H43V204H42ZM41 206V207H42ZM75 206V207H74ZM80 206V207H79ZM89 206V207H88ZM97 206H98V208H97ZM108 206V207H107ZM227 206V208H222V207H226ZM39 207V210H37L36 211V209L34 210V211H36L37 213L40 211V210H42V208L44 207H40V206H38ZM38 207H36V208H38ZM87 207V208H86ZM104 207H107V208H110L109 210L110 211H115L116 209V214H117V216L116 215H113V217L112 218H114V217H116V220H114L113 222L112 221H110V220H108L109 219V216L107 215V214H103V211L102 210H104V213H105V209H104ZM230 207V208H229ZM242 207H244V206H241V208ZM262 207V208H261ZM41 208V209H40ZM70 208V209H69ZM81 208V209H80ZM248 208H250V207H248ZM74 209V210H73ZM77 211H76V210ZM87 209H89L88 211H87ZM95 209V210H94ZM112 209V210H111ZM158 209V208H157ZM157 209L155 210V208H154V211L156 212H154L153 210L151 211V214L153 215V216H158L159 217V215L160 216H162V214L164 213L165 214V212H163V209H158V210H161L162 211V213L159 211L158 213H157ZM209 209V208H208ZM225 209H226V212H225ZM243 209H247V207L246 208H243ZM252 209H249V211H253ZM71 210V211H70ZM81 210V211H80ZM96 210H98V211H100L99 212V214H100V216H98L99 214L97 213L98 211H96ZM231 210V211H230ZM65 211V212H66ZM78 213H76V212ZM87 211V212H86ZM164 211H165V209H164ZM210 211H211V213H212V208L210 207ZM233 211V212H232ZM249 211H247L246 212V220H244V221H246V222H242V225H241V228L239 227V226H237V227H239L240 229L239 230H241V229H243L242 231H247V230H249L248 229V227H245V226H248V225H250L249 223H248V225H246V223H247V221L248 222H250L249 220H247V219H249V217H250V219H251V222L250 223H255V222H257L258 224H261L260 226L256 223V225L255 226H257L256 227V229L258 230H256V234H257V232H258V234L259 235H261L260 233L262 232V234L264 233V230H261L262 228H261V226H263L264 225V221H262L263 219H264V216L262 215V213H260L261 214V217H263V218H261V217H258L259 216V213H258V215L256 216L254 213H252L253 215H254V217H255V219H256V221L255 222H252V214H250L251 212H249ZM257 211V212H256ZM73 212V213H72ZM76 214H75V213ZM89 212V213H88ZM93 212V213H92ZM96 212V213H95ZM152 212H154V213H152ZM34 213V212H33ZM37 213H35V214H32V215H35L34 216V218L37 216V217H39V214H41V212L37 215ZM88 213V214H87ZM229 213V214H228ZM81 214H83V215H81ZM101 214H102V216L103 215H105V216H103V217H101ZM163 214V215H164ZM213 215H214V213H212ZM230 214H231V216H230ZM250 214V215H249ZM76 215V216H75ZM86 215V216H85ZM227 215H229V216H227ZM78 216V217H77ZM94 216V218H92ZM98 216V217H97ZM36 217V218H37ZM82 217V219H80V218ZM86 217V218H85ZM92 219H91V218ZM100 217L102 218V220H101V222H100V225H101V228L99 229L97 226H91L92 224V220H93V222H95V221H97L96 220V218H98L99 220L98 221H100ZM40 218L42 219V216H40ZM78 218V219H77ZM119 218V219H118ZM259 218H261L260 220H261V222L259 221ZM214 219H215V215H214ZM79 220V221H78ZM84 220V221H83ZM91 220V221H90ZM75 221V222H74ZM83 223V224H82ZM85 223V224H84ZM87 223V224H86ZM107 223V224H106ZM119 223V224H118ZM241 223V222H240ZM79 224H80V226L81 227H79ZM82 224V225H81ZM90 224V225H89ZM106 224V225H105ZM110 224V225H109ZM245 224V225H244ZM263 224V225H262ZM84 225V226H83ZM88 225V226H87ZM244 225V226H243ZM253 225V224H252ZM90 226V228L91 229H87L88 227ZM105 226L107 227V228H105ZM85 227V228H84ZM93 227V228H92ZM112 227V228H111ZM245 227V228H244ZM82 228V229H81ZM105 228V229H104ZM115 228V229H114ZM259 228V229H258ZM104 229V230H103ZM115 231H114V230ZM263 229H264V227H263ZM87 232H86V231ZM99 230V231H98ZM103 230V231H102ZM120 230H122V231H120ZM244 231V232H245ZM261 231V232H260ZM100 232H102V234H103V237L104 238H102L101 236V234H100ZM113 232V233H112ZM120 232V233H119ZM260 232V233H259ZM84 233H87V234H89V236H91V235H93V236H91L92 237V239L90 240V238H87L88 237V235L86 236V235H84ZM101 235V236H100ZM250 233L248 234V239L250 238ZM51 236H52V238H53V233H52V231H51ZM96 236H95V238H96ZM243 236V235H242ZM242 236H240V237H242ZM87 238V239H86ZM242 238H246V236H243ZM87 240V241H86ZM224 240H227V239H225L224 238ZM96 241V239L94 240V242ZM98 241V240H97ZM96 241V243H98ZM94 242L92 243V244H90L89 242V244H90V246H92V247H94L95 248V246H93L94 245ZM101 243V242H100ZM100 243H98L99 245H101ZM88 244V245H89ZM104 245V244H103ZM96 248H97V245H96ZM100 248H102L103 249V246H100ZM99 247L97 248V249H100ZM109 255V254H108ZM107 256V255H106ZM107 257H109V261H110V256H107ZM59 257H57V256H53L52 257V261L53 260H57ZM108 259V258H107ZM42 260V259H41ZM47 260H48V262H44V264H49L50 262H49V260H50V256H49V259L47 258ZM0 261H2V258L0 259ZM43 261V260H42ZM41 263H43V262H41ZM52 264V263H51Z\"/></svg>", "mask_w": 264, "mask_h": 264}]
</instances>
